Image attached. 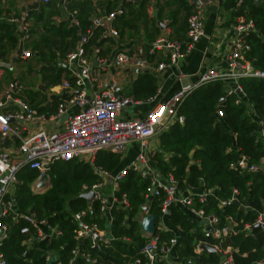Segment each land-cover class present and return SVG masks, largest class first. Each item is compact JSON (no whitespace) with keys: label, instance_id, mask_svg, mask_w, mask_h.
<instances>
[{"label":"trees","instance_id":"obj_1","mask_svg":"<svg viewBox=\"0 0 264 264\" xmlns=\"http://www.w3.org/2000/svg\"><path fill=\"white\" fill-rule=\"evenodd\" d=\"M151 1L100 0L98 5L103 6L101 11L111 12L119 5L124 10L112 21L117 31L118 39L115 42H120L124 36L137 37L141 28L152 39L159 28L155 18L162 20L163 16H171L176 22L179 7L187 19L193 7L187 0H160L163 4L160 6L158 1L159 9L149 15L148 9L156 0L154 3ZM173 5L177 7L173 9ZM67 8L77 15L82 28L90 25L93 13L97 12L91 0H70ZM4 11L0 3L2 56L9 52L7 44L12 48L17 41V24L9 20ZM57 13L53 7L46 15L43 8L35 12V17L45 28V34L33 46L43 55L40 52L41 44L45 47L46 44H60L58 48L63 58L68 53L67 36L74 35L75 30L66 28L65 23L56 26L50 16ZM234 16L252 21L253 28L245 35L249 49L244 57L254 68L264 70V0H243L234 10ZM186 30L187 26L183 24L176 28L177 36L182 39L180 44L183 51L187 41L184 35ZM62 32L64 35H61ZM99 35L100 32H93L87 50L92 45L101 44L103 38H98ZM56 37L59 39L56 40ZM51 68L50 71L49 68L45 69L48 73L44 77H48L52 70H59L55 65ZM237 83L241 92L235 91L229 95L225 94L227 83L220 80L193 89L175 107L176 116L181 117L182 122L173 121L157 136V149L151 157L155 167L162 173L170 174L178 190L190 196L189 205L204 213L202 219L186 208L171 207L163 214L160 207L162 195L148 202V214L155 215L157 223L163 222L165 225V228H157L155 233L159 245L165 247L171 239L176 238L173 254L180 264H224L223 255L232 258V262L225 264H256L264 259V221L262 224L256 222L258 215L264 211V166L261 162L264 157V79L240 78ZM131 90L128 96L137 101L154 96L157 92L154 72L139 74L133 80ZM39 111L42 109L39 108ZM218 112L221 116H218ZM240 155L246 156L248 165H255L256 170L233 167ZM94 166L110 173L122 168L120 156L107 151L96 154ZM48 173L50 186L41 193H33L31 183L38 172L29 168L20 170L17 173L19 183L15 200L19 210L45 219L60 230L61 235L53 239L46 249L31 247L30 235L20 232L24 222H14L12 217L5 218L6 236L0 244L4 264H47L45 255L49 251L58 257L59 264H67L73 257L74 264H126L135 258H141L144 264L147 262L140 251L149 237L143 235L138 222L145 203V184L136 181L133 170H126L113 193L119 200L125 197L127 206L112 205L108 214L101 211L99 202H89L82 196L91 185L101 180L89 162L78 159L57 161ZM203 192L206 195L204 200L201 197ZM222 202L225 204L222 205ZM75 213H80L83 222L103 229L107 241L96 248L87 240L76 238ZM208 216H214L215 220L209 223L206 219ZM245 225H249V228H245ZM224 227L228 231L220 238L205 236V228ZM199 243L218 244L219 250L202 249L195 252ZM227 248L230 250L224 253ZM74 249H77L76 255ZM158 253L162 256L160 250ZM85 254H90L97 262L83 257ZM152 264L167 262L159 259L153 260Z\"/></svg>","mask_w":264,"mask_h":264},{"label":"built area","instance_id":"obj_2","mask_svg":"<svg viewBox=\"0 0 264 264\" xmlns=\"http://www.w3.org/2000/svg\"><path fill=\"white\" fill-rule=\"evenodd\" d=\"M41 4L54 3L58 8L69 14L70 22L73 26L80 28L81 24L77 15L67 8L68 0H39ZM134 2V0H129ZM205 0H194L193 11L187 17L186 46L184 51L181 44L168 37L161 36L155 39L148 48L145 55H139L127 50H118L113 56L107 57L102 54L101 44L92 45L87 50L88 40L94 31L100 32L98 38L112 36L117 38V31L112 26V21L116 16L122 15L124 10L119 5L111 12L99 9L91 26L82 31L79 42L73 50L65 56L64 62L67 77L62 80L61 88L66 93L67 99L59 102L56 108L48 116L32 107L24 98V87L17 80H10L1 91L0 97V244L6 236L7 224L5 218L12 217L14 222L22 220L20 232L30 235L31 247L42 245L44 249L53 239L61 235V231L50 225L45 219H38L33 213L24 212L17 208L15 200V190L19 183L17 173L29 168L38 172L32 189L36 188L40 176H45L49 183V170L57 161H68L72 159L84 160L93 166V170L100 176V181L91 185L86 190L93 191V200L99 202L103 213H109L112 205L126 207L125 197L117 199L114 191L118 188V180L130 169L135 172L134 178L138 183L145 184V203L154 197L163 196L160 207L163 214H166L171 207L186 208L198 218H204L201 209H196L189 205L191 198L184 191L180 192L176 181L170 174H165L152 165V154L156 150L157 136L168 128L174 121L182 122L181 117L176 116L175 107L178 102L193 89L210 81L220 80L226 82L225 94L229 95L240 90L238 80L240 78L258 77L264 79V70L254 68L245 60L244 53L249 49L245 35L253 28L250 20H245L242 16H236L232 29L234 37L229 50L225 56L226 63L222 68L210 69L200 72L198 78L176 92L165 102L158 101L157 95L150 97L155 102L142 119H120L119 114L124 107L138 104L139 101L127 95H115L107 88H102L106 80V72L109 67H116L118 72L133 74L137 70L140 73L151 70L164 69L170 65H175L178 58L185 56L199 42L203 36V21L199 13V7ZM243 0H237L240 6ZM19 22L21 29L25 30L26 17L11 19ZM88 54H91L89 57ZM159 54H164L165 61L153 65L151 60ZM21 58L31 56V51L22 49ZM94 63V66H93ZM90 90V91H89ZM75 108L73 109V107ZM73 110L68 115L62 129L49 132L44 128V123L56 121L66 108ZM221 116V113H217ZM37 124V126H35ZM12 139L17 142L16 146H4L3 141ZM155 142V143H153ZM136 144V155L132 162L115 172L103 171L100 167L94 166L95 156L99 151H107L113 154L123 155L127 146ZM233 167L243 168L248 171H255V165H248L247 157L240 155L238 160L232 164ZM109 190L110 192H106ZM236 192V191H234ZM204 200L205 192L201 194ZM222 205L225 202L221 203ZM148 214L141 209L138 222L141 227L142 218ZM207 221L211 223L214 216H208ZM205 219V220H206ZM73 220L77 224L76 238L87 240L92 247L99 248L100 243L107 241L106 233L96 225H90L81 220L80 213L73 215ZM264 221V211L258 215L257 223ZM157 228H165L163 222L157 223ZM249 228V225H245ZM142 230V229H141ZM205 236L214 239L224 235L228 228H205ZM177 239L170 240L169 245H159L158 237H150L140 253L146 258L145 264H152L153 260L163 259L167 264H180L174 256V246ZM202 244V243H201ZM200 243L196 246L195 252L202 250ZM204 244V243H203ZM207 244V243H205ZM213 250H219L218 244H207ZM162 252V256L158 251ZM230 248L224 252L229 251ZM77 254V249L73 250ZM97 262L90 254L82 255ZM225 263L232 262V258L223 255ZM175 257V258H173ZM57 256L51 251L45 255L47 264L57 263ZM73 258L67 264H74ZM3 255L0 252V264H4ZM102 264V263H99ZM126 264H144L141 258H135ZM256 264H264V259Z\"/></svg>","mask_w":264,"mask_h":264},{"label":"crops","instance_id":"obj_3","mask_svg":"<svg viewBox=\"0 0 264 264\" xmlns=\"http://www.w3.org/2000/svg\"><path fill=\"white\" fill-rule=\"evenodd\" d=\"M91 1L96 5L97 11L101 8L103 9L102 5H98L100 0ZM158 1L160 0H156V2L155 0L151 1L155 3L153 6L149 7V15H153L159 9V5L161 6L163 4V2L160 1L159 5H157ZM187 1L193 5L191 9L192 12L195 3H193V0ZM0 3L2 8L5 9L4 13H6L9 20L20 18L21 16L26 17L25 30L20 28L18 21L16 22L17 29L15 30V35L17 41L15 45L10 48L9 44H7L6 49H8L9 52L4 56L0 54V97L1 91L6 84L12 79H17L24 87V98L27 102L38 111L39 108H41L42 111L39 112L48 116L55 110L57 103H64L67 99V95L62 90L61 84L62 80L67 77L68 71L65 67V57H60L61 51L60 48H58L60 44H54L52 46L46 44V47L41 44L40 52H43V55H40L38 50L34 48L33 45L38 42L39 37L45 34L43 33L45 29L44 26H42L41 21L37 16L35 17L34 14L43 8L46 15L52 7L58 12L57 14L50 16L56 26L65 23L64 26L66 28L71 27L75 30L74 35L67 36V40L69 41L67 51L70 52L76 48L79 42L80 33L91 26V20L95 17L97 12L93 13L90 19V25L87 28H82L81 26L80 28H77L71 24L69 14L66 13L63 8H57L54 3L41 4L39 0H0ZM176 7L177 5L172 6L173 9ZM237 7V0H205L200 5L199 13L203 21L204 33L199 42L189 53L185 56L179 57L175 65H170L158 71H154V67H151V70H149V72H154L156 76V95L158 101L165 102L170 99L183 86L194 82L198 78L200 72L225 66V56L235 34L232 25H234L236 17L234 16V10ZM177 10L179 13L176 22L173 21L171 16H163L162 20L155 18V24L159 28L158 30H155L152 39L147 37L142 28L137 33V37L124 36L120 39V42H115L118 38L112 36L103 38L101 42L102 54L111 57L118 50H127L139 55H145L151 43L161 36L168 37L180 43L182 39L177 36L176 28H179L181 24L186 27L187 19L183 10H180L179 7ZM166 11H168V8ZM149 31L151 32L152 30L150 29ZM61 35H64V32H62ZM184 35L186 37V31ZM55 39L58 40L59 38L56 37ZM23 48H28L31 51L30 57L25 59L21 58L20 55ZM90 55L91 54H88L89 57H91ZM158 60L161 62L167 60V58L164 54H159L154 57L151 62L153 65H156ZM52 65H55L59 70H52L51 74H48V77H44L46 75L45 73H48L45 69L49 68L50 71ZM125 73H120L116 67L110 66L105 74L106 80L101 87L107 88L115 95H131L132 82L139 74L137 72H134L131 75ZM54 80L56 81L53 83ZM154 104L155 102L150 99L145 101L140 100L138 104L124 107L119 114V118L127 120L142 119ZM74 108L75 106L73 109ZM73 109L67 107L65 113H68L69 115L72 113L71 111ZM65 113H63L56 121L44 123V128L49 132L62 129L64 122L67 119ZM35 126H37V124H35ZM16 144L17 142L12 139H6L3 141L4 146H16ZM155 147L157 149V140ZM115 155L120 156L121 167L124 168L134 159V156L136 155V144H130L127 146L123 155ZM261 162L264 166V157ZM152 165H155L153 161ZM34 180L31 183L32 192ZM45 182L47 183V189L50 186V182L48 183L46 180ZM39 247L42 248L44 246L40 245Z\"/></svg>","mask_w":264,"mask_h":264},{"label":"water","instance_id":"obj_4","mask_svg":"<svg viewBox=\"0 0 264 264\" xmlns=\"http://www.w3.org/2000/svg\"><path fill=\"white\" fill-rule=\"evenodd\" d=\"M194 1V0H193ZM138 74H140V72L137 70L136 71ZM146 73L148 72L147 70L145 71ZM144 72V73H145ZM238 92H240V90H238ZM67 116V113H65ZM47 183L45 182V176H40L39 177V182L36 188H33V192L34 193H41L46 189V185ZM82 196L86 197L87 200L90 202L91 200H93V191H88L86 193H83ZM141 209L145 212H147V206L144 205L141 207ZM141 229L143 232V235L145 237H152L153 235H155L156 231H157V218L155 215L153 214H146L141 221ZM201 249H206L209 251H212L213 249L211 247H209L207 244H201L200 245Z\"/></svg>","mask_w":264,"mask_h":264},{"label":"rangeland","instance_id":"obj_5","mask_svg":"<svg viewBox=\"0 0 264 264\" xmlns=\"http://www.w3.org/2000/svg\"><path fill=\"white\" fill-rule=\"evenodd\" d=\"M35 73H37L35 70H33ZM30 91V90H29ZM28 91V92H29ZM175 121V120H174ZM176 121H179V120H176ZM180 122V121H179ZM106 192H110L109 190H107ZM1 236V235H0Z\"/></svg>","mask_w":264,"mask_h":264},{"label":"clouds","instance_id":"obj_6","mask_svg":"<svg viewBox=\"0 0 264 264\" xmlns=\"http://www.w3.org/2000/svg\"><path fill=\"white\" fill-rule=\"evenodd\" d=\"M203 244V243H202ZM205 244V243H204Z\"/></svg>","mask_w":264,"mask_h":264}]
</instances>
